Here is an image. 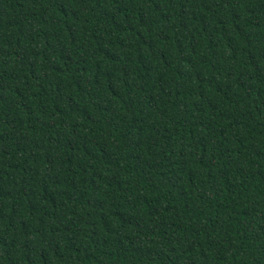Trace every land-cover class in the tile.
<instances>
[{
	"label": "trees",
	"instance_id": "trees-1",
	"mask_svg": "<svg viewBox=\"0 0 264 264\" xmlns=\"http://www.w3.org/2000/svg\"><path fill=\"white\" fill-rule=\"evenodd\" d=\"M0 264H264V0H0Z\"/></svg>",
	"mask_w": 264,
	"mask_h": 264
}]
</instances>
